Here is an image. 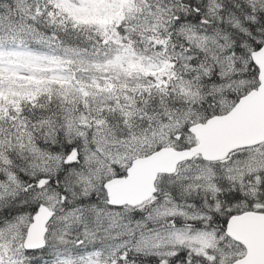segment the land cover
Listing matches in <instances>:
<instances>
[{"label": "snow or ice", "instance_id": "snow-or-ice-1", "mask_svg": "<svg viewBox=\"0 0 264 264\" xmlns=\"http://www.w3.org/2000/svg\"><path fill=\"white\" fill-rule=\"evenodd\" d=\"M0 264H264V0H0Z\"/></svg>", "mask_w": 264, "mask_h": 264}]
</instances>
